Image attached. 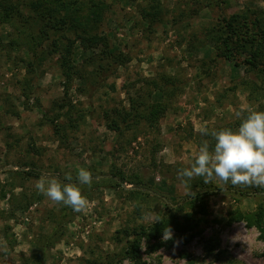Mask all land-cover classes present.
Masks as SVG:
<instances>
[{"label": "rangeland", "instance_id": "1", "mask_svg": "<svg viewBox=\"0 0 264 264\" xmlns=\"http://www.w3.org/2000/svg\"><path fill=\"white\" fill-rule=\"evenodd\" d=\"M11 1L32 25L30 0ZM106 1L101 39L88 49L78 41L72 66L61 64L60 49L33 46L17 20L0 21V264H264L259 229L240 218L264 207V187L178 179L205 140L214 147L212 131L237 130L249 112L264 111V88L243 84L255 74L220 43L223 18L247 7L264 30V0ZM105 51L131 59L109 68ZM167 78L176 85L170 99L159 90ZM164 101L168 110L149 119ZM80 168L91 186L79 184ZM69 173L86 211L35 187L41 178L69 183ZM173 214L188 242H170L182 232L173 230L156 250V240H143L139 261L126 256L135 233Z\"/></svg>", "mask_w": 264, "mask_h": 264}, {"label": "trees", "instance_id": "2", "mask_svg": "<svg viewBox=\"0 0 264 264\" xmlns=\"http://www.w3.org/2000/svg\"><path fill=\"white\" fill-rule=\"evenodd\" d=\"M27 6L30 7L31 12L34 11L35 13V15H31L34 21L32 25L28 23V19L25 20L24 18L23 20V16L19 14L21 12H19L18 6H15L11 0H0V21L2 23L9 22L12 26H16L18 21L21 25L25 26L29 33V42H32L33 46L38 47V45L50 44L51 50L49 53L57 52L55 50L60 49L63 54L60 62L63 66L73 65L71 57L74 52V46L78 41L83 48L88 49L92 48L95 42L101 39V36L95 30L109 8L106 0H30ZM153 8L159 10L160 6ZM247 9L250 10V13L243 11L223 18L221 28L225 30L226 36L221 39L220 43L222 52L227 59L238 61V56L242 57L243 63L246 65V72L255 74V78L243 83L250 87L252 93H255L264 88V61H260L259 59V51H262V47L264 48V30L262 27L263 23L258 16L260 14L257 15L258 11L256 9L252 10L250 7H247ZM251 13H254V18L251 16ZM145 14L144 17H146ZM27 23L30 26H27ZM69 33L72 34L73 38L68 36ZM64 38L67 39V43H63ZM235 40L237 41V45L234 44ZM106 57L109 58V68H113L114 65H123L131 59L122 52L107 53ZM102 68H104V65L100 66L96 72V76H102L101 73L105 72H100ZM85 78L87 80L92 79L91 77ZM166 82L169 83L171 80L167 78L165 79V84ZM170 84L172 85L168 86L166 84L159 87V90L166 99H170L175 92L176 85H174L173 81ZM169 106L170 101L155 103L149 115L146 116L153 120L158 115H163ZM27 172L36 176L39 175L35 171ZM209 191L211 190L209 189L206 192ZM237 191L242 194L246 192L239 189ZM166 203L169 204L168 202ZM176 217L173 214L170 218H162L150 227H144L135 233V237L128 241L125 249L126 256L134 261H139L143 240L148 242L157 241L149 246L152 250L162 247L164 243L160 239L163 237V231L166 228H171L172 231H182L180 234L174 235L170 242L176 240L188 242L185 233L186 229L185 227L181 229V225ZM240 218L247 219L250 226L255 225L260 231L259 238L264 242L263 205L255 213L246 216L240 215Z\"/></svg>", "mask_w": 264, "mask_h": 264}, {"label": "clouds", "instance_id": "3", "mask_svg": "<svg viewBox=\"0 0 264 264\" xmlns=\"http://www.w3.org/2000/svg\"><path fill=\"white\" fill-rule=\"evenodd\" d=\"M203 134L208 135V130H203ZM210 135L215 140L214 147L210 150L207 140L202 143L195 162L178 171L182 183L203 177L205 184L219 179L224 183L230 181L233 186L264 187V111L249 112L237 130L226 128ZM77 179L79 184L91 186L93 176L80 168ZM66 180L70 182L62 184L55 178H41L35 187L54 203H62L75 212L86 211L89 200L77 184L71 183L70 173ZM162 238L165 241L172 238L171 228L164 229Z\"/></svg>", "mask_w": 264, "mask_h": 264}]
</instances>
